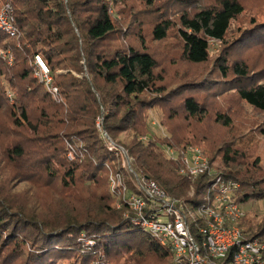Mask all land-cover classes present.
Segmentation results:
<instances>
[{
	"label": "trees",
	"instance_id": "obj_1",
	"mask_svg": "<svg viewBox=\"0 0 264 264\" xmlns=\"http://www.w3.org/2000/svg\"><path fill=\"white\" fill-rule=\"evenodd\" d=\"M128 1L0 0V6L9 3L18 31L14 37L0 31V50L12 57L11 64L0 57V79L10 88L0 92V110H5L12 128L4 150L8 164L23 172L19 184L33 179L34 168L55 178L54 168L59 165L65 188H74L82 175L89 185L102 190L95 203L80 205L79 211L62 202L59 213L45 216L27 205L10 203L7 185L0 183V264H120L121 258H125L122 264H143L146 255L178 264L167 248L132 224L129 216L133 215L125 203L116 207V197L109 189L110 174L121 173L131 191H135L134 176L121 167L118 151L109 149L96 127L98 119L101 131L127 152L133 173L154 182L172 200L200 205V195L217 176L239 184L240 204L264 200V174L258 161L243 162L237 151L229 149L212 154L193 137L176 139L170 133L145 137L147 111L166 103L174 91L168 93L156 85L157 64L143 40L140 48L108 45L115 32L113 16ZM140 1L148 8L156 2ZM180 1L188 7L176 23L182 58L193 65L205 64L209 42H224L231 22L244 13L243 6L239 0H214L207 5ZM174 23L160 20L152 27V40H164ZM239 39L231 43V49L264 40V21H252ZM36 56L49 69L59 100L35 77ZM216 63L223 92L234 91L261 115L264 136V70L251 72L242 59L231 60L229 55H221ZM206 82L190 83L188 88L203 87ZM181 104L188 119L205 115L192 97L183 98ZM217 121L229 125L222 115ZM18 138L23 141L13 142ZM71 145L77 147L73 160L67 158ZM187 146L203 151L212 176H184L180 174L182 163L160 152V148ZM240 226L245 241L257 239L264 244V216L261 223H255L246 212Z\"/></svg>",
	"mask_w": 264,
	"mask_h": 264
},
{
	"label": "rangeland",
	"instance_id": "obj_2",
	"mask_svg": "<svg viewBox=\"0 0 264 264\" xmlns=\"http://www.w3.org/2000/svg\"><path fill=\"white\" fill-rule=\"evenodd\" d=\"M213 1L196 0L195 3L207 5ZM239 2L243 6L244 13L231 22L224 42H209L208 62L202 65L190 64L182 58L183 45L177 34L176 23L180 12L188 7H185L180 0H156L151 8L146 7L140 0H129L124 3L123 8L120 7L113 16L115 32L112 35L113 40L108 42V45L119 49L140 48V41L143 40L147 51L153 55L157 64L154 72L156 85L162 86L168 93L174 91V95L170 96L166 103L156 105L147 111L145 119L148 134L144 132L145 137L158 138L168 133L176 139L193 137L212 154L218 150L229 149L237 151L243 162L258 161L264 174V136L261 134V115L240 101L234 91L223 92L221 77L217 70L216 61L221 55H229L231 60L242 59L251 72L264 70V40L251 42V45L246 44L245 47L240 46L243 48L236 50L230 47L232 42L240 40L242 30L246 29L252 21H264V0H239ZM163 19H170L175 22V25L164 40L154 42L151 38L152 27ZM8 56H10L9 53L0 50V57L4 63L11 64ZM202 81H207L205 86L188 88L190 83ZM5 82L3 78L0 79V92L10 91ZM185 97L194 98L205 110L202 118H187L181 104ZM219 115L228 119V126L217 121ZM11 129L7 113L1 109L0 183L7 185L6 198L10 203L27 205L29 209L41 211L42 215L52 216L60 212L62 202L71 204L70 207H75L74 209L78 211L80 205L96 202L102 193L101 188L89 185L82 175L77 179L74 188H65L60 181L62 167L59 165L54 168V173L57 175L55 178L45 175V172L39 168H34L31 174L35 173L33 179L28 184H19L18 181L23 172L16 171L14 166L8 164V158L4 155ZM121 139H124V136H121ZM15 141L22 142L23 139L18 138L13 142ZM114 144L122 147L115 142ZM127 178L131 182L129 175ZM244 209L255 223H261L264 216V200L247 204ZM188 219L191 224V216H188ZM124 259L121 258L119 263L122 264ZM56 264L68 263L60 261ZM143 264H165V262L157 256L146 255Z\"/></svg>",
	"mask_w": 264,
	"mask_h": 264
},
{
	"label": "built area",
	"instance_id": "obj_3",
	"mask_svg": "<svg viewBox=\"0 0 264 264\" xmlns=\"http://www.w3.org/2000/svg\"><path fill=\"white\" fill-rule=\"evenodd\" d=\"M0 31L10 37L18 33L9 3L0 6ZM8 57L11 63L12 57ZM35 65V77L55 100H59L58 90L51 83L50 71L38 56L35 57ZM100 125L101 120L98 119L96 127L109 149L118 151L121 167L134 176L132 184L135 191H131L121 173L110 174L109 189L116 197V207L125 203L133 215L129 216L132 224L144 229L167 248L174 261L178 264H264L263 242L243 239L240 223L246 210L237 201L239 184L236 181L217 176L213 184L203 190L198 206L172 200L154 182L139 179L133 173L127 152L115 145L101 131ZM76 151V146H69L67 158L73 160ZM160 152L170 160H179L183 166L180 174L184 176L195 178L205 173L209 176L214 174L210 171L208 157L198 147L160 148ZM188 196L192 197L193 192ZM188 216L194 222L193 227Z\"/></svg>",
	"mask_w": 264,
	"mask_h": 264
}]
</instances>
